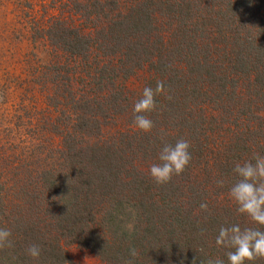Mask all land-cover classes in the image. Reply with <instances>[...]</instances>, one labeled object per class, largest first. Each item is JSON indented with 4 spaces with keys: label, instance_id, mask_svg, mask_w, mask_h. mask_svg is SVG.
<instances>
[{
    "label": "trees",
    "instance_id": "obj_1",
    "mask_svg": "<svg viewBox=\"0 0 264 264\" xmlns=\"http://www.w3.org/2000/svg\"><path fill=\"white\" fill-rule=\"evenodd\" d=\"M90 9L87 27L71 18L47 27V40L96 89L75 98L61 82L57 96L68 98L71 123L53 126L62 135L58 168L30 186L24 173L12 182L15 199L7 206L0 200V228L11 230L13 243L0 249V264H68L70 244L103 264H123L130 248L139 253L133 264L217 257L228 264L229 249L215 243L221 226L264 231L229 195L235 163L264 156V0H92ZM144 68L151 76L144 88L161 81L166 90L147 114L154 123L147 133L134 127L138 99L121 83ZM111 118L127 126L107 134ZM181 138L190 143L189 164L156 184L150 166L159 163L163 143ZM31 244L40 246L39 259L26 254Z\"/></svg>",
    "mask_w": 264,
    "mask_h": 264
},
{
    "label": "rangeland",
    "instance_id": "obj_2",
    "mask_svg": "<svg viewBox=\"0 0 264 264\" xmlns=\"http://www.w3.org/2000/svg\"><path fill=\"white\" fill-rule=\"evenodd\" d=\"M91 2L0 0V181L3 182L0 200L7 203L6 206L15 199L10 190H13V181L19 183L17 179L26 173L25 180L30 186L41 172L53 173L58 168L62 135L57 134L53 126L60 128L66 123L67 127L71 123L67 118L68 98L57 96L62 86H69L75 98L96 89L87 84L83 73H78V63L47 40L46 33L56 19L71 18L69 24L87 27L83 18ZM91 18L92 15L86 20L88 24ZM53 64L60 69L57 68V76L51 75ZM48 75L50 81H47ZM149 78L144 68L121 80L126 96L131 100L139 99ZM65 93L66 97L70 96ZM108 100L109 95L104 90L102 102L108 103ZM125 123L120 118L107 119L103 131L114 133L126 127ZM65 249L68 264H103L93 252L77 244Z\"/></svg>",
    "mask_w": 264,
    "mask_h": 264
},
{
    "label": "clouds",
    "instance_id": "obj_3",
    "mask_svg": "<svg viewBox=\"0 0 264 264\" xmlns=\"http://www.w3.org/2000/svg\"><path fill=\"white\" fill-rule=\"evenodd\" d=\"M165 91L161 81H157L155 89H143L140 99L133 105V125L137 130L145 133L152 130L154 123L147 114L157 107L155 97ZM189 148L190 143L183 138L178 139L174 145L163 143L158 155L159 163H154L149 168V175L156 184H166L173 175L183 173L191 160ZM233 172L237 179L229 189V195L237 205V212L248 216L254 224L264 227V156L254 153L251 159L243 163L236 162ZM217 184L222 187L224 181L218 180ZM200 207L207 210L205 203ZM10 237V229L0 228V249L13 246ZM215 243L229 249L225 254L228 264H245L246 261L264 259V231L260 228L242 229L238 224L221 226ZM26 254L34 260L39 259L41 248L37 244H31L27 247ZM138 255L136 249L130 248V258L123 261V264H133ZM202 264H225V261L219 257L209 258Z\"/></svg>",
    "mask_w": 264,
    "mask_h": 264
}]
</instances>
